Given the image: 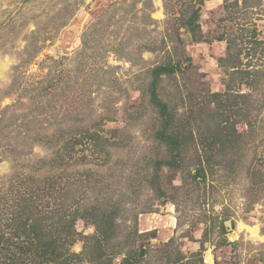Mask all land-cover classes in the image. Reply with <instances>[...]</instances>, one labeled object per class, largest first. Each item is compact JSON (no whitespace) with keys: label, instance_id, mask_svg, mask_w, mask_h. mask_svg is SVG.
<instances>
[{"label":"rangeland","instance_id":"rangeland-1","mask_svg":"<svg viewBox=\"0 0 264 264\" xmlns=\"http://www.w3.org/2000/svg\"><path fill=\"white\" fill-rule=\"evenodd\" d=\"M234 1L0 0V230L6 237L36 217L49 227L69 217L76 198L83 205L112 199L120 205L115 242L130 234L134 246L150 251L139 264H264V181L255 174H264V82L255 88L231 75L236 69L221 62L227 43L193 41L179 21L197 3L205 36L242 24L264 41V0H237L235 21L220 23ZM168 35L183 52L172 56L183 59L182 71L163 76L157 91L176 115L174 132L187 124L181 120L187 110L208 108L212 93H230L231 101L247 94L237 100L235 124L246 134L241 147L248 145L234 155L225 144L217 172L202 183L188 176L198 167L195 149L182 152L183 171L164 169L163 188L174 203L163 204L149 181L153 160L168 154L155 138L165 121L149 102L148 87L150 70L173 51ZM254 61L243 70L261 69L263 61ZM88 131L100 137L92 140ZM240 154L230 165L229 157ZM249 228H258V237ZM74 231L63 239L69 255L82 253L83 237L95 227L80 220Z\"/></svg>","mask_w":264,"mask_h":264},{"label":"trees","instance_id":"trees-1","mask_svg":"<svg viewBox=\"0 0 264 264\" xmlns=\"http://www.w3.org/2000/svg\"><path fill=\"white\" fill-rule=\"evenodd\" d=\"M203 1L201 0L200 4H203ZM247 3L248 0H244V4L247 5ZM196 5L197 3L193 5L191 2L189 4V9H191L183 11L179 19L181 25L189 28L192 40L198 43H209L211 40L226 42L228 56L221 59V62H229L232 65L231 69H236L232 71L231 75H242L245 78L243 82L251 87H260L261 83L264 82V61L262 60L264 59V48L260 49L264 45V41L258 38L255 28L253 29L252 26H250L251 28L249 26L245 28L242 24H238L237 31H224L220 35L213 33L210 38V36H205L200 23L196 21L201 12V6L196 7ZM237 7H239V1L227 2L225 6L227 17L222 18L220 23L235 21L237 16L235 8ZM225 29H228V27L225 26ZM168 39L172 43L171 48L173 51H167L169 59L167 62H163L150 70L153 81L148 87L149 102L154 105V109L160 112V117L165 121L163 126L157 129L155 138L159 144H165L168 154L164 159L153 160L154 176L149 181V187L157 193V198L162 200L163 204L174 203V197L170 196L168 190L163 188L164 169H169L175 173L183 171L182 152L190 154L191 149H195L198 167L195 174L190 170L188 176L194 182L202 183L207 181L209 175L213 176L217 172L216 156L221 150H226L224 149L225 144L227 149L231 145L234 155L239 154L248 145L241 147L242 144H246L244 141L246 134L244 136L240 134L236 128L237 124H235L237 121L235 114L240 115L241 113L237 107L238 101L239 99H247L249 97L247 94H236L233 98L236 100L231 101L229 97L232 94L230 93H212L208 104L211 105V103L216 102V107L209 109L207 113L204 112L209 108V105H207L208 108L204 107L199 112L192 109L187 110L186 118L181 119L186 121L187 124H182L181 129L175 133L177 127L173 125V121L176 115L169 108V104L160 99V93L157 91L159 80L163 76L174 78L178 72L182 71L183 59L180 57L177 61H174L172 56L174 53L178 55V52L179 55H183V52H180L181 48L176 44L174 35H168ZM178 40L180 44L183 43L182 39ZM243 54H245L244 57H246L247 63L242 59ZM255 58H258V61H263L261 62L262 70H243L244 67L253 66ZM190 60V57L186 59V61ZM232 119H234L233 122ZM171 125L174 127L172 131L169 130ZM86 137L95 140L100 136L97 133L89 134L88 131ZM218 140L223 142V149L213 148L214 143H217ZM230 142H233V145ZM198 146H202V148L199 149ZM243 156L240 154V157L236 160L233 156L229 157L230 165L233 166L239 163ZM255 174L258 176V182L264 181L260 178L264 174L259 172ZM94 184L97 186V183ZM73 201L74 209L70 212V216L67 217V214H65L57 222L51 224L50 227L45 224L43 218L36 217L31 224L14 227V233L9 237H6V232L0 230V264H79L83 262L88 264H113V261L122 254L121 264H139L150 252L144 245L134 246L136 244L135 240L132 241L131 239V242L129 241L130 234L126 237V241L122 239L115 242L119 238L116 220L120 205L113 206L112 199H107L105 203L101 204L99 201H95L89 205H83L82 198H76ZM80 220L94 226L95 234L83 237L85 244L82 253L69 255L66 250H61L66 245L63 239L71 237L73 234L78 235V233H74V230L76 222ZM221 230L223 233L227 231L224 223H221ZM22 238L24 239L21 240ZM69 242L67 244L72 246L73 243ZM127 242L131 245L130 249L128 248L125 251ZM224 244L227 245L228 241L225 240ZM198 255L201 256L200 261H203L202 252Z\"/></svg>","mask_w":264,"mask_h":264},{"label":"bare ground","instance_id":"bare-ground-1","mask_svg":"<svg viewBox=\"0 0 264 264\" xmlns=\"http://www.w3.org/2000/svg\"><path fill=\"white\" fill-rule=\"evenodd\" d=\"M243 227V226H242ZM250 229V228H249ZM251 230V233L253 234V235H255L256 237H258V228H252V229H250ZM260 237V236H259Z\"/></svg>","mask_w":264,"mask_h":264}]
</instances>
